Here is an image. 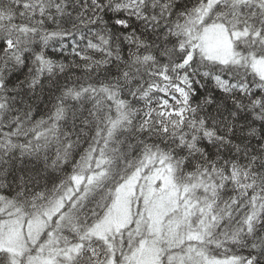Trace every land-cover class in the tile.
I'll return each mask as SVG.
<instances>
[{"label": "snow or ice", "instance_id": "6c2138e0", "mask_svg": "<svg viewBox=\"0 0 264 264\" xmlns=\"http://www.w3.org/2000/svg\"><path fill=\"white\" fill-rule=\"evenodd\" d=\"M0 264H264V0H0Z\"/></svg>", "mask_w": 264, "mask_h": 264}]
</instances>
